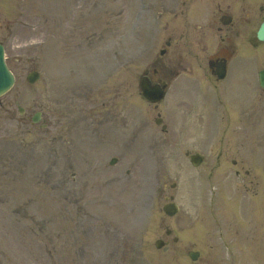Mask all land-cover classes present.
<instances>
[{
    "label": "rangeland",
    "instance_id": "obj_1",
    "mask_svg": "<svg viewBox=\"0 0 264 264\" xmlns=\"http://www.w3.org/2000/svg\"><path fill=\"white\" fill-rule=\"evenodd\" d=\"M148 1L0 0V40L17 76L0 97V264H190L187 251L194 247H203L209 264H229L223 242L215 238L216 224L223 228L216 232L232 243L233 231L227 235L224 221L242 223L248 236L250 223L264 220V89L256 79L264 52L256 68L239 60L228 81L237 86L233 96L244 102L241 108L254 109L251 128L247 114L246 129L214 134L207 121L215 107L204 97L192 104L189 92L173 87L168 98L179 109L170 105L184 119L205 112L200 131L208 132L183 133L181 120L166 138L148 132L133 138L131 130L128 152L118 164L101 169L100 156L90 168L80 159L63 181L61 142H91L78 128L73 101L106 85L98 103L110 108L127 78L134 93L137 74L170 32L171 18L168 30L156 34ZM137 25L145 34L142 42ZM31 70L41 73L32 85L26 79ZM195 72L206 79L202 69ZM111 83H117L112 90ZM130 96L131 118L146 105ZM19 105L26 109L23 116ZM65 122L71 130L65 131ZM196 144L206 154L199 169L183 156ZM171 195L181 209L166 217L162 207ZM165 226L181 238L167 252L154 245ZM195 264H204L202 258Z\"/></svg>",
    "mask_w": 264,
    "mask_h": 264
},
{
    "label": "flooded vegetation",
    "instance_id": "obj_2",
    "mask_svg": "<svg viewBox=\"0 0 264 264\" xmlns=\"http://www.w3.org/2000/svg\"><path fill=\"white\" fill-rule=\"evenodd\" d=\"M188 1L194 0H183V5H186ZM204 1L208 3L207 0ZM212 1V7H207L204 13L199 8L194 10L195 16L202 15L204 18L206 23L203 25L193 23L190 18L192 14L188 17L185 15L184 9L179 10L176 7L172 11L174 19L171 30L144 71V74L147 72V76L153 83H161L164 79H170L180 70H187L191 63L185 55H191L199 48L203 51H214L213 56L220 59L225 57L222 54L233 50L235 47L255 46L254 36L256 35V22L259 18L258 8L261 11L264 10V3L260 4L263 0ZM180 15H185V19L179 21ZM223 20H229L230 24H223ZM215 25L216 30L213 29ZM160 63L169 67L167 72L158 70L157 66ZM155 107L158 108V106ZM161 113L158 111L157 116L160 122L164 120ZM224 226L228 236L233 231L232 243L226 237V246L234 254L233 259L239 264L247 261V259L253 261L257 256V237L259 234L257 223H250V236H247L245 229L242 228V223L224 222ZM206 258L208 259L207 256Z\"/></svg>",
    "mask_w": 264,
    "mask_h": 264
},
{
    "label": "water",
    "instance_id": "obj_3",
    "mask_svg": "<svg viewBox=\"0 0 264 264\" xmlns=\"http://www.w3.org/2000/svg\"><path fill=\"white\" fill-rule=\"evenodd\" d=\"M259 37L264 38V23L262 24L261 29L259 31ZM1 48L2 47L0 46V94L3 93L7 89V86L12 81L11 77L8 74H6V69L4 67L2 57H1ZM34 76L37 77V74H34ZM33 78L34 77H32V79ZM261 81H262V84L264 85V71L261 72ZM161 95L162 94L153 97V100L160 98ZM165 209L169 214H174L177 211V207L174 204L167 205ZM160 245L161 243H158V246Z\"/></svg>",
    "mask_w": 264,
    "mask_h": 264
}]
</instances>
